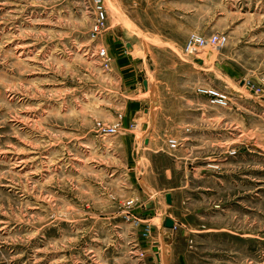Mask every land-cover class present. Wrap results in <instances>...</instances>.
I'll return each instance as SVG.
<instances>
[{
  "label": "rangeland",
  "instance_id": "1",
  "mask_svg": "<svg viewBox=\"0 0 264 264\" xmlns=\"http://www.w3.org/2000/svg\"><path fill=\"white\" fill-rule=\"evenodd\" d=\"M190 1L164 7L160 22L185 45L194 33H225V48L207 47L196 55L185 54L183 44L180 50H150L164 46L143 35L144 9L136 14L133 0H105L108 29L95 41L92 0H0V264H146L142 247L147 242L150 247L157 235L141 221L145 201L134 198L122 142L137 128L142 138L144 128L123 126L114 137L98 133V122L120 119L115 112L125 100L102 66L99 49L114 57L123 48L141 77L164 92L166 85L183 94L198 85L227 90L234 109L240 100L252 101L241 99L254 96L246 82L264 88V51L242 50L239 0H200L195 16ZM174 10L177 24L168 16ZM199 59L205 60L199 71L176 66ZM177 71L183 81L174 82ZM171 127L155 138L167 142L165 136L175 134ZM247 156L250 165L256 161V155ZM151 161L159 185L185 180L170 157ZM213 164L207 168L220 171ZM262 182L259 199L250 195L248 210L233 217L234 227L247 235L205 239L188 264H264V176ZM210 197L216 206L236 194Z\"/></svg>",
  "mask_w": 264,
  "mask_h": 264
},
{
  "label": "crops",
  "instance_id": "2",
  "mask_svg": "<svg viewBox=\"0 0 264 264\" xmlns=\"http://www.w3.org/2000/svg\"><path fill=\"white\" fill-rule=\"evenodd\" d=\"M179 1L133 0L136 14V10L144 9L143 15L139 16L145 20V32L141 30L143 35L164 46H150V50H180L183 45L185 47V39H178L160 22L166 17L164 7L177 5ZM190 2L193 5L192 16H195L200 0ZM239 2L242 14L240 34L245 44L242 50L264 51V46L260 45H264V12L261 6L264 0ZM175 10L168 16L177 24L179 17ZM132 21L131 16L130 23ZM129 55L123 52V48L118 49L109 71L116 78L119 93L125 99L115 114L123 116L125 128L133 124H140L144 128L142 138L137 128L136 131H127L122 140L132 187L136 188L134 198L145 201L142 206L145 209H140L144 212H139L142 214L141 221L153 225L157 235V240L150 247L148 242L144 244L142 251L146 253V264H188L191 256L195 255L193 249L201 247L205 239L218 235L241 238L247 235V232L234 227L233 217L238 214L236 212L248 210L250 195L258 200L259 193L263 194L264 95L255 97L247 94L241 99L245 97L253 102L240 100L235 109H220L212 106L209 98L197 93L200 85L189 94L178 93L177 89L170 90L168 85L164 92L160 85L156 87L148 78H142L148 82V87H145L141 72ZM176 66H190L199 71L198 67L201 69L205 66V60L199 59L194 63L180 61ZM173 79L174 82L176 79L183 81L185 75L177 71ZM144 95L145 98H142ZM168 125H173L171 128L175 134L165 137L180 142L176 151L170 150L168 140L162 142L155 138L158 130H169ZM225 148H236L234 151L238 154L230 156L229 149L226 151ZM248 153L256 155V161L251 165L247 159ZM157 155L170 157L177 169H182L185 180L171 186L159 185L151 161ZM209 163L217 164L220 171L208 169ZM166 174L169 175V171ZM227 194H236V198L216 206L210 204V196ZM167 195L171 196L172 204L167 203ZM139 205L141 207L142 204H138L137 209ZM168 219L174 221L178 230L166 226ZM156 247L159 248L160 261L154 251Z\"/></svg>",
  "mask_w": 264,
  "mask_h": 264
},
{
  "label": "built area",
  "instance_id": "3",
  "mask_svg": "<svg viewBox=\"0 0 264 264\" xmlns=\"http://www.w3.org/2000/svg\"><path fill=\"white\" fill-rule=\"evenodd\" d=\"M92 11H93V23L90 31L92 40H98V38L107 31L108 29V8L105 0H92ZM229 43V36L225 33H212L210 35H200L194 33L188 39L185 45V54L196 55L207 47H212L216 50L225 48ZM98 57L102 62L104 69L109 70L113 63V57L109 54L107 48L102 47L98 51ZM247 90L252 92L254 95L261 96L264 93V88L257 86L252 82L248 81L245 83ZM197 93L201 96L209 98V102L212 106L228 109L233 104V97L230 92L217 87H199ZM136 129L137 126H132V129ZM96 129L99 134L105 137H114L121 134L124 131L122 116L115 123L111 125L98 122ZM168 145L171 151H176L180 147V142L175 138L168 139ZM237 152L233 151L230 155L234 156ZM213 169H220L218 165H211ZM135 204V201L128 203V206ZM176 229V226L173 228Z\"/></svg>",
  "mask_w": 264,
  "mask_h": 264
},
{
  "label": "water",
  "instance_id": "4",
  "mask_svg": "<svg viewBox=\"0 0 264 264\" xmlns=\"http://www.w3.org/2000/svg\"><path fill=\"white\" fill-rule=\"evenodd\" d=\"M127 48H128L129 51H133V46L130 43L127 44ZM130 59L132 60V57H130ZM141 81H143V84H144L145 87H148V82L146 80H143L142 77H141ZM166 199H167V203L168 204H172V198H171L170 195H167ZM166 226L168 228H170V229H173L174 226H175L174 221H172L171 219H168L167 222H166ZM154 251L158 254V259L160 261L159 248L156 247L154 249Z\"/></svg>",
  "mask_w": 264,
  "mask_h": 264
},
{
  "label": "bare ground",
  "instance_id": "5",
  "mask_svg": "<svg viewBox=\"0 0 264 264\" xmlns=\"http://www.w3.org/2000/svg\"><path fill=\"white\" fill-rule=\"evenodd\" d=\"M134 50V49H133Z\"/></svg>",
  "mask_w": 264,
  "mask_h": 264
}]
</instances>
